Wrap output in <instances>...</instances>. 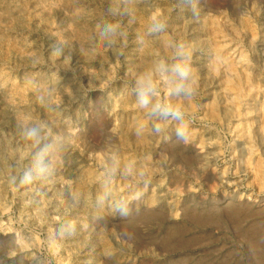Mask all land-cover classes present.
<instances>
[{"label": "rangeland", "instance_id": "obj_1", "mask_svg": "<svg viewBox=\"0 0 264 264\" xmlns=\"http://www.w3.org/2000/svg\"><path fill=\"white\" fill-rule=\"evenodd\" d=\"M0 264H264V0H0Z\"/></svg>", "mask_w": 264, "mask_h": 264}, {"label": "clouds", "instance_id": "obj_2", "mask_svg": "<svg viewBox=\"0 0 264 264\" xmlns=\"http://www.w3.org/2000/svg\"><path fill=\"white\" fill-rule=\"evenodd\" d=\"M175 70L179 73L180 77L183 79L186 77L187 75V72L185 69H183L181 66L177 65ZM183 90V86L182 85H177L175 91L177 93H179L180 91ZM146 103V100L144 101ZM158 108H161V110L165 113V114H168V113H171V115L174 117V118H182V115L183 113L178 109V108H173L169 105H157ZM176 134H177V137L179 139H186V129L185 127L183 126H180L176 129ZM27 136L29 139H33L36 143H39V136L37 134V132L35 130H31L27 133ZM44 169L41 167V168H38V172H43ZM31 179L30 176H26L25 180L23 181L24 183H27L29 182V180Z\"/></svg>", "mask_w": 264, "mask_h": 264}, {"label": "bare ground", "instance_id": "obj_3", "mask_svg": "<svg viewBox=\"0 0 264 264\" xmlns=\"http://www.w3.org/2000/svg\"><path fill=\"white\" fill-rule=\"evenodd\" d=\"M243 60H244V61H247V58L243 57Z\"/></svg>", "mask_w": 264, "mask_h": 264}]
</instances>
